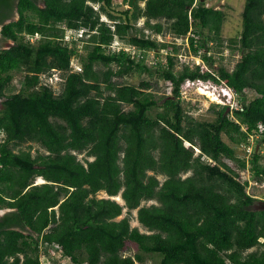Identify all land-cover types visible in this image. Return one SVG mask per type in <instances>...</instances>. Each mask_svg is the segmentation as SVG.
Returning <instances> with one entry per match:
<instances>
[{
	"label": "trees",
	"instance_id": "obj_1",
	"mask_svg": "<svg viewBox=\"0 0 264 264\" xmlns=\"http://www.w3.org/2000/svg\"><path fill=\"white\" fill-rule=\"evenodd\" d=\"M14 5L18 17L4 23ZM224 19L200 0H135L117 10L112 0H0V39L14 41L0 46V264H42L38 252L50 247L73 264H135L123 253L128 240L159 252V264H264V208L240 174L264 181V155L245 151L250 137L264 144V0L244 1L240 33L229 40L240 52L232 70L214 66L206 49L221 40ZM190 29L197 37L188 47L206 70L187 62L175 70L180 44L153 36ZM115 37L137 50L113 49ZM167 47L147 64L148 50ZM52 70L57 91L40 81ZM13 71L20 88L5 93ZM142 72L168 81L170 94L159 101L148 79L115 80ZM187 80L224 82L240 104L213 103V120L196 119L182 105ZM246 89L255 95L246 99ZM31 143L43 151L33 154ZM133 210L144 231L131 225Z\"/></svg>",
	"mask_w": 264,
	"mask_h": 264
},
{
	"label": "rangeland",
	"instance_id": "obj_2",
	"mask_svg": "<svg viewBox=\"0 0 264 264\" xmlns=\"http://www.w3.org/2000/svg\"><path fill=\"white\" fill-rule=\"evenodd\" d=\"M128 0H112L113 8L116 9H123L127 7ZM205 4L208 6H213L215 8H220L225 12V19L221 29V40H210L207 45L206 49L208 52L212 54L214 59V66H224L228 70H232L235 63L240 58L239 50L233 45L230 46L231 42L229 41L230 38L237 36L240 33L242 27V10L245 0H204ZM140 5L143 4L142 1H139ZM101 19L106 20L109 22L108 18L105 15H101ZM143 18H140L137 21V26H142ZM147 30V29H146ZM147 33L149 30L146 31ZM205 33L208 34V31L205 30ZM1 36V35H0ZM71 36H78L77 32H71L69 30H65L64 39L66 41H70ZM162 39L164 42H175L176 40L179 41L180 48L175 53L177 56L175 70H180L183 66V63H189V66L194 67L196 65L195 56L192 54V51L189 49L188 45L185 44V40L178 38L170 33L162 34ZM122 40V39H120ZM123 42H127L126 40H122ZM14 41L10 39H5V43L2 45L4 47H8L12 45ZM81 49V50H80ZM79 49L80 52L85 53L84 49L81 47ZM201 52L206 51L202 48ZM157 50H150V52L141 53L140 55L145 57V61L149 65L154 64L157 61V58L164 57V53L161 52V49ZM157 52V53H156ZM155 61V62H154ZM152 63V64H150ZM100 68H103L101 65H98ZM53 71V75L56 74ZM21 72L13 71L12 72V79L10 81V85L5 90V93L16 92L20 88V80ZM53 77V76H52ZM46 79H49L46 77ZM141 79H148L150 80L152 87L149 89L155 95L156 99L161 101L164 96L170 94V83L163 79H160L157 74H148L146 72L142 73H133L126 75L122 78H116L115 80L118 83H131V84H138ZM50 81V80H48ZM226 85L223 82H213V81H185L181 86V95H182V105L187 111L188 114L194 116L196 119L199 120H213L216 116L214 113V108L211 105L214 104H227L230 107L236 106L240 104V98L237 93L233 89L230 91L226 89ZM56 91L59 89V84L55 88ZM227 91V92H226ZM226 93L227 95L223 94ZM246 99L252 98L255 94L251 90L246 89L244 91ZM3 97H0V110L4 107L3 104ZM161 108L160 107H152L150 109V115L154 116L156 112H158ZM3 134L0 133V138H2ZM223 139L225 142H230L228 137L223 134ZM30 142L23 143L20 148L24 149L27 148V145ZM31 151L33 154L38 151H43L37 143H31ZM248 145L253 147H258L262 154L264 155V144L259 145L255 139H249ZM247 145V146H248ZM246 148V147H245ZM17 150V148H16ZM196 153L198 152L195 149ZM243 146L242 145H235V152L237 156H242L243 154ZM82 154H79L78 157L81 158ZM232 165H237L235 161L226 159ZM261 162L264 163V156L261 159ZM240 174L242 179H249L247 190L248 192L253 195V197L257 200L255 202V206L258 208H264V181L257 182L253 180V177L250 175L247 169H240ZM160 179L163 178L162 175L158 176ZM42 180L39 178L35 179V183H40ZM99 196H105L106 193L101 191L98 193ZM119 202H123L120 195L114 196ZM155 202L154 200L143 201L142 204H150ZM6 208H0V212L5 211ZM126 214V209L123 210L121 216ZM119 216V217H121ZM131 225L137 226L141 231H144L145 228L137 221L136 219V210L132 211V218H131ZM256 247H252L247 250L251 251L254 250ZM32 247L25 246V250L29 253H32ZM123 253L125 255H131L134 260L135 264H159L162 255L159 252H146L140 249L137 244L131 241H126V244L123 248ZM38 258L41 260L42 264H73L68 257L61 254V251L56 247H50L49 249H40L38 252Z\"/></svg>",
	"mask_w": 264,
	"mask_h": 264
},
{
	"label": "built area",
	"instance_id": "obj_3",
	"mask_svg": "<svg viewBox=\"0 0 264 264\" xmlns=\"http://www.w3.org/2000/svg\"><path fill=\"white\" fill-rule=\"evenodd\" d=\"M196 1H197V0H195L194 3H196ZM69 31H71V32H76V31H74V30H69ZM82 33H83V29L77 31L78 36H79V35H82ZM190 35H191V36H194V37H197V35L193 34V33L191 32V30H190V31L188 32L187 36L184 38V40H185V44H187V45H188V36H190ZM71 37H72V36H71ZM71 37H70V39H71ZM156 37H157L158 40L162 41V37H161L160 34H157ZM180 39L183 40V38H180ZM176 43H179V41L176 40ZM111 47H112L113 49H117V50H119V49H123V50L131 51V53H134L135 50H137V47H136V46L131 45V44H129L128 42H123V43H122V40H120V38H118V37H115V39L113 40V42H112V44H111ZM169 49H170V47L163 48V49L161 50V52L164 53V54H166V53L169 51ZM141 51L145 52L144 50H141ZM139 52H140V51H138V53H139ZM147 52H150V50H148ZM139 55H140V54H139ZM141 56H142V55H141ZM194 58H195L196 64H199V65L201 66V69H203V70L208 69V67L206 66V64H204V63L202 62V60H201L198 56H196V57H194ZM163 59H164V61H165V58H163ZM154 62H155V61H154ZM71 66H72V69H73V70L81 71V64H80L78 61L74 60V59L71 60ZM55 72H56V73H54V74H56L55 76L53 75V73H52V74H46V73H42V74H40V81H42V82H44V83H46V84H50L53 88H56V87L58 86V81L61 79V77H60L58 71H55ZM52 76H53V77H52ZM46 77H48L49 79H46ZM48 80H50V81H48ZM196 81L203 82V80H196ZM208 81H210V80H208ZM223 83H224V82H223ZM226 89L229 90V91L231 90V88L228 87V86L226 87ZM226 92H227V91H226ZM223 94H224V95H227V94L224 93V92H223ZM252 138H253V137H250L249 139H252ZM251 150H252V148H251L249 145L246 146L245 151L247 152V154H249V153L251 152ZM41 263H42V262H41Z\"/></svg>",
	"mask_w": 264,
	"mask_h": 264
},
{
	"label": "flooded vegetation",
	"instance_id": "obj_4",
	"mask_svg": "<svg viewBox=\"0 0 264 264\" xmlns=\"http://www.w3.org/2000/svg\"><path fill=\"white\" fill-rule=\"evenodd\" d=\"M18 17L17 7L14 5L11 9V16L6 20H14ZM1 37V36H0ZM5 43L4 39H0V46ZM5 211L0 212V215L3 214Z\"/></svg>",
	"mask_w": 264,
	"mask_h": 264
},
{
	"label": "water",
	"instance_id": "obj_5",
	"mask_svg": "<svg viewBox=\"0 0 264 264\" xmlns=\"http://www.w3.org/2000/svg\"><path fill=\"white\" fill-rule=\"evenodd\" d=\"M134 1H135V0H128V1H127V7H132L133 4H134ZM200 1H204V0H200ZM10 21H11V20H5L4 23H8V22H10ZM1 26H2V25H0V29H1ZM197 151H198V149H197ZM113 198L116 199L115 197H113Z\"/></svg>",
	"mask_w": 264,
	"mask_h": 264
},
{
	"label": "clouds",
	"instance_id": "obj_6",
	"mask_svg": "<svg viewBox=\"0 0 264 264\" xmlns=\"http://www.w3.org/2000/svg\"><path fill=\"white\" fill-rule=\"evenodd\" d=\"M194 1H195V0H194ZM190 30H191V29H190ZM157 34H160V35L162 36L163 33H157ZM157 34H154L153 36L156 37ZM186 36H187V35H186ZM156 38H157V37H156ZM178 38H180V37H178ZM184 38H185V37H184ZM184 38H183V39H184ZM157 40H158V39H157ZM158 41H160V40H158ZM162 41H163V39H162ZM175 42H176V41H175ZM151 50H155V49H151ZM161 50H162V49H161ZM53 71H56V70H52V71H51V74L53 73ZM226 86H227V85H226Z\"/></svg>",
	"mask_w": 264,
	"mask_h": 264
},
{
	"label": "bare ground",
	"instance_id": "obj_7",
	"mask_svg": "<svg viewBox=\"0 0 264 264\" xmlns=\"http://www.w3.org/2000/svg\"><path fill=\"white\" fill-rule=\"evenodd\" d=\"M38 178H39L40 180L44 181L41 177H38ZM42 181H41V182H42Z\"/></svg>",
	"mask_w": 264,
	"mask_h": 264
}]
</instances>
